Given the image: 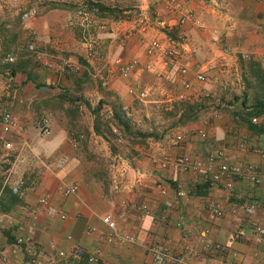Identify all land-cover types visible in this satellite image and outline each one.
I'll use <instances>...</instances> for the list:
<instances>
[{
	"label": "crops",
	"instance_id": "0c3cea01",
	"mask_svg": "<svg viewBox=\"0 0 264 264\" xmlns=\"http://www.w3.org/2000/svg\"><path fill=\"white\" fill-rule=\"evenodd\" d=\"M94 1L108 9L95 6L88 30L69 19L75 6H56L29 19L34 51L21 47L14 55L10 88L1 95L17 124L0 127L2 155L10 162L0 196L23 184L17 201L0 211V264H264V236L255 240L250 231L251 223L264 228V132L257 130L264 127V111L247 115L255 102H264L263 3ZM182 12L193 17L178 23ZM141 37L175 46L186 73L180 76L172 67L155 75V68L161 70L156 63L144 70ZM132 59L138 63L124 78L117 60ZM195 66L203 81L194 79ZM181 81L189 87H179ZM129 86L145 90L146 99L127 93ZM137 100L144 101L141 115L147 118L117 122L118 107L142 106ZM157 106L163 109L158 121ZM41 122L47 134L40 133ZM161 122L171 127L156 134ZM196 128L204 135L195 134ZM178 132L186 134L174 143L170 134ZM181 153L210 164V170H160L151 162ZM221 161L252 164L259 182L235 177L230 189L215 186L209 174ZM159 179L163 193L155 187ZM70 184L76 192L63 196L58 187ZM41 197L47 207L38 202ZM246 203L255 206L248 218L241 207ZM139 204L151 213L140 215ZM105 215L134 242L100 239L108 232ZM176 220L182 227H175ZM24 232L31 243L15 245L14 235ZM155 243L165 248L160 262L150 254ZM75 247L96 261L71 254ZM37 249L42 254L30 262Z\"/></svg>",
	"mask_w": 264,
	"mask_h": 264
},
{
	"label": "built area",
	"instance_id": "2783aa9c",
	"mask_svg": "<svg viewBox=\"0 0 264 264\" xmlns=\"http://www.w3.org/2000/svg\"><path fill=\"white\" fill-rule=\"evenodd\" d=\"M174 0H169V2H173ZM263 3L264 0H257ZM92 10L91 6H89L88 1L81 2L76 8H74L70 14L69 19L70 20H79L80 25L84 27L85 30H88L92 25H94V20L92 19ZM35 14L34 8H29L25 10L22 13L23 18H31ZM193 17V14L191 12H182L178 16V23H183L187 19H191ZM100 25H96V27H99ZM141 43L143 44V52L146 57L144 62L142 63V68L144 70H153L155 63L158 64L161 68L159 70L158 68H155L154 74L160 75L163 71L169 70V68L175 67L178 75L183 76L187 71V66L184 64H179V53L177 52L175 46L173 45H165L160 40H157L155 38L153 39H144V37H141L140 39ZM26 49L29 51H34V45L31 41H27ZM91 55H97L95 50L90 49ZM14 56L12 54H8L6 56V61H12ZM264 62V58H263ZM137 60L132 59L126 63L120 62V60H117V69L119 74L127 78L137 65ZM194 79L197 81H203L204 80V74L202 69L199 66H195L194 68ZM180 87L187 89L189 87V83L187 81H181ZM127 93L134 94L137 99H143L146 96L145 90H135L133 86H129L127 88ZM119 111L122 115V118L124 120H130L133 116V111L130 109L127 105L122 104L119 107ZM17 124V120L15 116L6 108H0V127H14ZM39 131L42 134L48 133V127L44 122L39 123ZM194 133L198 136L204 135V129L202 128H196L194 130ZM184 134L186 132H178L173 134V142L179 143L182 141ZM74 137L72 140L74 141ZM262 152V149L259 150ZM216 156L219 157V152H216ZM151 162L160 170H163L167 168L168 166H171L175 169H178L182 172L189 171L191 169H202L205 171H209L210 164H207L206 166H203L201 161L198 159L190 158L187 154H176L173 156L163 154L159 156V158H151ZM204 171V172H205ZM235 177H244L251 183H257L259 182V177L256 172V168L252 164H245V165H239V164H228L226 162H219L217 170L213 173L209 174L210 181L215 185H223V187L230 189L232 187L233 180ZM23 181L20 180L17 184L16 188L12 189L13 193H16L18 189L22 186ZM155 187L159 190V192L163 193L166 191V187L162 184L161 179L157 180L155 183ZM61 194L63 196H67L70 194H74L77 190V186L75 184L70 185H60L58 187ZM183 193L182 190H175V196H180ZM38 202L44 206L47 207L48 202L46 197H41L38 199ZM244 216L251 217L254 213L255 206L252 203H246L241 206ZM138 212L140 215H146L150 214L151 212L144 204L138 205ZM211 212L214 215L221 216L222 212L221 210L214 208L211 206ZM101 221L107 226L108 232L104 235H100L99 238L110 242V243H117V244H124L127 242H134V237L130 234L124 233L116 228L115 223L112 219H110L108 216H102ZM175 227H182L183 222L181 220L174 221ZM17 230H24L23 226H18ZM250 231L254 235L255 240H260L264 236V228L260 226L257 223H251L250 225ZM237 234H241L242 231L238 230L236 231ZM31 235L24 232L23 234H17L14 235L13 243L17 246L20 245H26L31 243ZM164 245L160 243H155L152 246H150V254L152 256V260L154 262H160L162 259V256H164ZM31 253V252H30ZM42 251L41 249L35 250V252L31 253V259L30 262H36L37 256L41 255ZM60 255L62 253H59ZM75 256H80L82 253V250L79 247H75L72 250V253ZM85 259L87 263H94L96 261V256L93 253H87L85 254Z\"/></svg>",
	"mask_w": 264,
	"mask_h": 264
},
{
	"label": "rangeland",
	"instance_id": "374dc122",
	"mask_svg": "<svg viewBox=\"0 0 264 264\" xmlns=\"http://www.w3.org/2000/svg\"><path fill=\"white\" fill-rule=\"evenodd\" d=\"M84 1H90L92 4H96V1L94 0H77L74 3L66 2L65 0H0V108H7L5 105L7 99L4 93V97H2L1 94L4 91H8L10 88L7 81L8 75L10 73L8 69L9 64H7L5 61L6 56L10 53H16V51L21 48V46L24 45L25 42L29 39L31 33L26 27L27 21L32 17L38 16L43 11L51 9L53 7L66 5L71 7L75 6L76 8L81 2ZM29 8H34L35 14L31 18H23L22 13ZM116 8L117 11H119V7ZM75 21L78 24L80 23L78 19H75ZM145 99L146 96L141 100ZM143 102L144 101L139 100L136 101V103H140L141 105L143 104ZM134 108L135 109H132V120L135 117H139L141 119L142 116L144 118H147L145 114L141 115L143 105H135ZM154 111L157 112V114L155 115V120L158 121L159 119H157V116H162V114H160L163 111L162 106H157L156 110ZM170 127L171 125H165L164 122L157 123L155 125L156 134H158L159 132L163 133L167 128ZM173 134L174 133L170 134L171 138L173 137ZM2 148L3 146L0 142V184L3 182V172H5V170L10 166L9 159L5 160V157L2 155Z\"/></svg>",
	"mask_w": 264,
	"mask_h": 264
},
{
	"label": "trees",
	"instance_id": "16d2710c",
	"mask_svg": "<svg viewBox=\"0 0 264 264\" xmlns=\"http://www.w3.org/2000/svg\"><path fill=\"white\" fill-rule=\"evenodd\" d=\"M88 3H89V6H91V8H94L97 5L98 8L108 9L107 7H105L103 5L92 4L90 1H88ZM27 41L25 42L24 46L22 45L21 47H24L26 49ZM10 54H12L13 56L15 55V53H10ZM12 62H13V60L12 61H6V63L9 64V66H8L9 73L13 72V71H11ZM263 111H264V102H255L250 107V109L247 110V115L254 116V115L260 114ZM114 117L117 120V122H119L120 118L123 119L119 109L117 112L114 113ZM122 125L124 127H127V124L125 122H122ZM248 127L253 128L251 124H249ZM257 130H259V131L261 130L262 132H264V127H262V128L258 127ZM140 135L141 136H147L149 134H140ZM2 194L3 195L0 196V211H5L7 208L10 207V205L14 204L17 201V197H16L15 193H13L11 190H7L6 188L2 190ZM80 256H83L84 260L86 261L85 254H81Z\"/></svg>",
	"mask_w": 264,
	"mask_h": 264
}]
</instances>
